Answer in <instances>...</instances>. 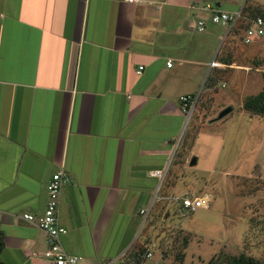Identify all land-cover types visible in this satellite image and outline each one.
Listing matches in <instances>:
<instances>
[{
    "label": "crops",
    "instance_id": "obj_1",
    "mask_svg": "<svg viewBox=\"0 0 264 264\" xmlns=\"http://www.w3.org/2000/svg\"><path fill=\"white\" fill-rule=\"evenodd\" d=\"M226 1L0 0V264H55L23 214L44 212L59 170L69 176L61 241L77 264H148L164 252L162 226L184 212L171 198L203 191L183 179L198 149L220 156L218 114L229 107L217 92L189 115L181 97L199 98L214 69L249 68L213 58L229 28L196 27L211 21L207 4L243 7ZM237 109L252 119L243 102Z\"/></svg>",
    "mask_w": 264,
    "mask_h": 264
},
{
    "label": "rangeland",
    "instance_id": "obj_2",
    "mask_svg": "<svg viewBox=\"0 0 264 264\" xmlns=\"http://www.w3.org/2000/svg\"><path fill=\"white\" fill-rule=\"evenodd\" d=\"M212 3L217 5V1ZM246 3L264 7V0H229L225 5L241 8ZM245 25L230 29L228 34L227 26L212 21L206 27L214 28L220 35L227 34L223 40L217 39L213 58L228 57L235 65L249 67L247 70L223 67L222 77L214 74L212 85L204 88L195 106L196 109L212 106L219 100L221 106L235 107V111L218 121V131L225 134L220 156L211 154L206 158V149H198L202 159L183 179L202 187L203 191L197 194H211L213 202L195 212H176L171 228L162 226L166 227L161 238L164 252L155 248V257L148 264H208L221 252L245 253L264 263V117L251 114L250 119L237 109L249 95L264 88V35L252 43H243ZM235 69L247 75L236 76L232 73ZM223 82L231 83L223 87ZM205 134L210 137L207 131ZM256 178L262 180L257 182ZM185 237L189 239L187 244ZM179 253L182 260L177 256Z\"/></svg>",
    "mask_w": 264,
    "mask_h": 264
},
{
    "label": "built area",
    "instance_id": "obj_3",
    "mask_svg": "<svg viewBox=\"0 0 264 264\" xmlns=\"http://www.w3.org/2000/svg\"><path fill=\"white\" fill-rule=\"evenodd\" d=\"M135 3L139 0H127ZM205 9L212 11L211 21L217 24L227 26L233 29L238 25L243 17L242 8L237 11H226L222 9H214L210 4ZM207 22L205 19H199L196 27L199 31H205ZM264 35V20L261 17L254 18L244 31L243 42L252 43L256 38ZM171 61L168 65L171 66ZM143 67L141 66L140 69ZM181 100L184 109L191 115L198 101V96L183 95ZM156 174L164 177V172L157 170ZM69 182V176L63 170L53 173L47 184L48 201L44 212L41 215L33 213H24L23 218L29 222L36 224L47 236V248L43 251L42 256L55 264H77L81 259L80 256L68 253L63 247L61 237L68 232V228L60 222L59 204L63 186ZM172 200L180 204L181 211L186 210L195 212L199 208H206L212 202V197L207 194L203 195H185L183 197H172ZM149 209H142L143 214H148ZM148 257L152 256L151 252L147 253Z\"/></svg>",
    "mask_w": 264,
    "mask_h": 264
},
{
    "label": "trees",
    "instance_id": "obj_4",
    "mask_svg": "<svg viewBox=\"0 0 264 264\" xmlns=\"http://www.w3.org/2000/svg\"><path fill=\"white\" fill-rule=\"evenodd\" d=\"M243 17L234 28L239 27L242 23L245 25V29L250 24V21L254 18L261 17L264 20V7L260 5H247V3L242 7ZM246 20V22H244ZM243 21V22H242ZM244 29V31H245ZM221 62L226 65H231L233 60L228 57H222ZM214 71H211L207 77L204 88H209L212 85L214 79ZM264 76V74H263ZM243 109L250 114L264 117V88L256 94L248 96L243 102ZM194 115V114H193ZM192 115V117H193ZM250 176V175H249ZM261 178H256L257 182H260ZM264 182V179L263 181ZM189 241L188 237H185L184 244ZM162 244V240L160 241ZM177 256L182 260L183 255ZM183 254V253H182ZM208 264H264L260 259L253 256L242 253L240 255L227 254L225 252L219 253L216 257L212 258Z\"/></svg>",
    "mask_w": 264,
    "mask_h": 264
},
{
    "label": "water",
    "instance_id": "obj_5",
    "mask_svg": "<svg viewBox=\"0 0 264 264\" xmlns=\"http://www.w3.org/2000/svg\"><path fill=\"white\" fill-rule=\"evenodd\" d=\"M232 109H233L232 106H229V107L225 108L224 110H222V111L219 113L218 118H222V117H224V116L227 115L229 112H231ZM196 161H197L196 157H193V158H192V161H191V164H192V165L195 164Z\"/></svg>",
    "mask_w": 264,
    "mask_h": 264
}]
</instances>
